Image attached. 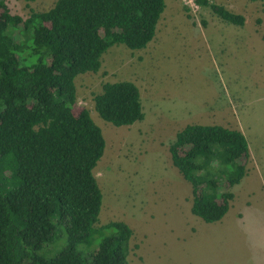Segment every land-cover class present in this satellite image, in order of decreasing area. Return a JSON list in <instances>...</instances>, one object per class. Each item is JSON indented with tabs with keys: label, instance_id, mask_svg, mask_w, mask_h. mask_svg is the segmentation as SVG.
Instances as JSON below:
<instances>
[{
	"label": "trees",
	"instance_id": "obj_1",
	"mask_svg": "<svg viewBox=\"0 0 264 264\" xmlns=\"http://www.w3.org/2000/svg\"><path fill=\"white\" fill-rule=\"evenodd\" d=\"M196 2L227 22L246 23L224 5ZM166 8V0H57L23 17L0 0V264H130L134 229L122 220L97 226L104 195L96 168L107 141L91 111L78 108L76 81L99 72L114 45L148 48ZM94 102L116 126L146 116L132 81L104 83ZM170 152L192 184V212L222 221L235 199L231 188L248 171L244 132L189 124ZM62 226L68 243L53 255ZM97 235L100 245L87 258L77 247Z\"/></svg>",
	"mask_w": 264,
	"mask_h": 264
},
{
	"label": "rangeland",
	"instance_id": "obj_2",
	"mask_svg": "<svg viewBox=\"0 0 264 264\" xmlns=\"http://www.w3.org/2000/svg\"><path fill=\"white\" fill-rule=\"evenodd\" d=\"M56 1L7 3L27 17ZM211 1L244 14L245 25L209 7L166 0L148 48L114 45L99 72L76 81L78 108L91 111L107 141L96 168L104 195L97 226L122 220L134 229L130 264H264V1ZM116 81L140 87L144 120L116 126L96 111L95 95ZM189 124L240 129L249 143L247 175L231 188L235 199L220 222L192 212V184L172 161L170 145ZM100 242L97 235L77 249L89 258ZM67 243L58 227L51 254Z\"/></svg>",
	"mask_w": 264,
	"mask_h": 264
},
{
	"label": "built area",
	"instance_id": "obj_3",
	"mask_svg": "<svg viewBox=\"0 0 264 264\" xmlns=\"http://www.w3.org/2000/svg\"><path fill=\"white\" fill-rule=\"evenodd\" d=\"M185 1L187 2V4H189L192 7H199L196 0H185Z\"/></svg>",
	"mask_w": 264,
	"mask_h": 264
},
{
	"label": "crops",
	"instance_id": "obj_4",
	"mask_svg": "<svg viewBox=\"0 0 264 264\" xmlns=\"http://www.w3.org/2000/svg\"><path fill=\"white\" fill-rule=\"evenodd\" d=\"M203 28H205V27H203Z\"/></svg>",
	"mask_w": 264,
	"mask_h": 264
}]
</instances>
